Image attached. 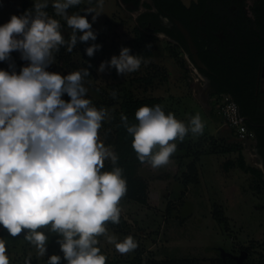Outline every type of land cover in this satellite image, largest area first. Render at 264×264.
<instances>
[{"label":"clouds","instance_id":"clouds-1","mask_svg":"<svg viewBox=\"0 0 264 264\" xmlns=\"http://www.w3.org/2000/svg\"><path fill=\"white\" fill-rule=\"evenodd\" d=\"M82 2L54 0L52 5L72 30L67 40L60 21L44 11L47 0L0 26V61L10 60V53L18 51L21 60L29 62L19 74L0 70V225L11 237L23 232L40 257L48 241L40 229L47 228L61 237L57 243L67 264H106L107 257L97 246L99 237H105L121 255L138 247L132 236L118 241L106 227L109 222L120 223L119 205L127 193L123 169L116 166L119 158L99 135L112 115L85 98L90 64L63 76L46 70L56 63L61 48L71 52L78 41L96 40L86 15H68L69 8ZM84 12L92 14L93 22L101 15L93 8ZM100 48L92 43L85 54L93 57ZM130 51L122 47L118 56L102 61L97 71L115 68L117 75L124 76L149 62ZM64 94L68 101L62 99ZM110 95L115 99L117 92ZM135 119L137 123L129 124L126 115L120 116L138 160L153 169L170 162L176 141L183 142L189 133L202 135L205 127L199 114L185 124L159 105L138 108ZM106 160L113 165L111 171H102ZM60 261V256L52 255L47 264ZM0 264H10L5 239H0ZM25 264H31L30 257Z\"/></svg>","mask_w":264,"mask_h":264},{"label":"rangeland","instance_id":"rangeland-1","mask_svg":"<svg viewBox=\"0 0 264 264\" xmlns=\"http://www.w3.org/2000/svg\"><path fill=\"white\" fill-rule=\"evenodd\" d=\"M243 1V9L250 16L253 0ZM39 2L44 0H0V26L11 16L23 15ZM53 3L54 0H47L48 7L44 11L60 21L62 35L67 40L72 30L62 17L55 14ZM100 3L101 0H83L68 9L69 16L75 13L86 15L97 38L87 43L78 41L71 52L61 48L56 54V63L46 70L63 76L90 64V77L85 79L87 95L93 97L99 108L108 109L111 115L130 94L154 95L162 98L165 108L178 120L187 124L192 116L199 114L205 125L202 135L189 133L185 137L189 151L185 147L174 153L183 156L177 171L174 159L158 169L150 165L141 167V174L149 182V202L121 200L120 223L106 225L109 234H115L118 241L132 236L138 247L121 255L105 237H99L97 246L107 257L106 264H219L220 253L231 252L239 256L246 246L251 247L250 264H264V185L239 166V152L233 146V136L216 114V102L206 101L202 82L195 80L196 75L184 50L168 35L150 31L140 23L137 17L144 9L142 5L129 8L120 0H102V7H98ZM86 8L101 13L95 22L92 14H85ZM81 34L77 33L78 36ZM92 43L101 45V48L93 57H88L85 48ZM148 44L154 54L146 58L149 62L141 64L138 71L124 76L117 75L115 68L97 71L102 61L118 56L122 47L129 48L132 55L133 51ZM28 63L21 60L18 51H13L10 60L0 61V70L19 74ZM147 77L149 83L143 80ZM113 90L117 92L115 99L110 95ZM111 126L109 121L103 123L100 139L106 147L114 150L107 142V133L114 129ZM242 152L248 165L260 167L253 155L246 150ZM192 161L195 180L185 183L184 178L190 172L188 164ZM215 206L221 212V221L214 217ZM40 231L48 236L43 257L38 256L36 248L24 240L22 234L18 237H11L9 233L0 235V239L6 240L10 264H25L29 257L31 264H47L52 255L60 256V264H65L57 243L61 237L47 228ZM136 257L142 259L141 262L136 263Z\"/></svg>","mask_w":264,"mask_h":264},{"label":"trees","instance_id":"trees-1","mask_svg":"<svg viewBox=\"0 0 264 264\" xmlns=\"http://www.w3.org/2000/svg\"><path fill=\"white\" fill-rule=\"evenodd\" d=\"M205 1L206 0H198V2H193L191 7H186L180 0H173V3L169 5L163 3V5H166L167 11H169L172 16L180 19L186 25H189L187 23V19L192 16L194 20H196L203 13V10L206 7ZM146 5L149 4L146 3ZM161 8H163V6ZM251 9L252 14L249 17L243 16V20H241L235 28L237 35L230 36L231 39L229 44L233 45V49L231 51H226V53H230L231 57L236 59L234 67H229V69L233 68V72H235L234 78L230 79L232 83L230 89L215 86L217 80L209 69L200 68V70L203 74L210 78V82L216 89V92H228L238 103L246 125L256 134V146L264 158V99H262L255 92L257 67L264 59V0H253ZM189 27H191V24ZM160 29L180 40L185 50L188 51L184 37L176 26H174L173 29L161 26ZM192 33L194 34V40L198 45L200 37L195 33V31L193 32V30ZM198 47L200 48V51H203L204 45H198ZM153 54L152 48H147L146 45H143L138 50L132 52V55H139L144 59L153 56ZM200 55L203 57L202 53H200ZM224 78L228 79L226 78V75H224ZM143 80L147 83L150 82V78L148 77ZM85 98L91 99L93 105L99 108L94 102L92 96L87 95ZM62 99L68 101L70 98L67 94H64ZM155 105H159L165 114L169 113L162 103V98L159 96H134L130 94L120 102L118 111H115L112 115V119L109 121V126L113 125L114 129L112 133H107V142L113 145L114 152L119 158L116 166L123 169V177L127 181V193L122 200L127 202H149V182L148 179H146L140 172L142 166L149 164L141 163L138 160L137 154L132 148L133 138L126 132L121 123L120 116L121 114L126 115L129 124H134L137 123L135 119V112L138 108L142 106L153 107ZM99 135L101 138V131H99ZM176 143L177 150L187 147L189 151L190 147L187 143L185 144V141H176ZM233 146L238 149V163L241 169L255 175L264 185V170L261 167L248 165L245 161L241 146L236 142H234ZM196 153L198 154V152ZM170 159L176 160L177 165L175 170L177 171V167L179 168L182 164V154H173ZM112 167L113 165L111 162H105L102 171H111ZM188 169L191 174L189 172V174L185 176V183L195 180V177L192 175V172L195 169L193 161L188 164ZM214 217L218 221L222 220L221 212L216 206L214 209ZM121 219L122 215L120 214V220ZM107 225L112 226L114 224L109 222ZM6 234H8L7 230L0 225V235ZM21 234L24 235L23 232ZM243 250H245L248 255L241 261H238L233 256L235 254L231 252L226 254L220 253L217 260L219 261V264H250L248 258L251 252V247L246 246ZM134 260L137 263L141 262L142 259L136 257ZM64 263L67 264V261Z\"/></svg>","mask_w":264,"mask_h":264},{"label":"flooded vegetation","instance_id":"flooded-vegetation-1","mask_svg":"<svg viewBox=\"0 0 264 264\" xmlns=\"http://www.w3.org/2000/svg\"><path fill=\"white\" fill-rule=\"evenodd\" d=\"M172 1L173 0H120V3L128 6L129 8H135L138 7L139 5H142L144 9L140 11V13H138L139 15L137 17L140 23H142L143 26H145L150 31L158 32L159 34H162L161 32H163L164 34L174 39L184 50L186 59L190 63V65L191 63H193L199 70L202 76L201 79L202 82L208 84L209 77L202 73V71L200 70L201 67L197 66V64L194 62L189 50L188 51L185 50L180 40L174 38L164 30L160 29L161 26H164L169 29H173L174 26L177 27L174 19H178V18L172 16V14L166 9V5L173 3ZM193 2H198V0L191 1V4L186 7H191ZM243 2H244L243 0H206L205 1L206 7L203 10V13L196 20H194L192 16H190L187 19V23L189 25H186L184 22H182L179 19L190 31L193 41L198 49V55L201 58V60H202V56L200 55V53H202V51H200L198 45H204V47L210 49L211 41L213 40L214 44L212 45H217V43H220L222 48L229 46L230 47L232 46L233 48V45L229 44L231 39L230 36L237 35L235 28L237 27L239 22L243 20V16L249 17L248 11L243 9L245 7V4ZM146 3H148L149 5H146ZM163 3L166 5H163ZM162 6L163 8H161ZM168 22H170L171 25H168ZM190 24L191 27H189ZM192 30L193 32L195 31V33L200 37L198 45L194 40V34L192 33ZM263 66H264L263 63L260 64V72L262 75H263L262 72ZM203 69H208V67ZM261 80H262V76L259 78V81ZM255 92L262 99H264L263 91L261 90L259 91L258 89H256ZM260 159L262 162L261 168L264 170V163H263L264 158L261 154L259 161Z\"/></svg>","mask_w":264,"mask_h":264},{"label":"built area","instance_id":"built-area-1","mask_svg":"<svg viewBox=\"0 0 264 264\" xmlns=\"http://www.w3.org/2000/svg\"><path fill=\"white\" fill-rule=\"evenodd\" d=\"M191 68L196 75L195 80H200L202 82V76L193 63H191ZM213 100L216 102L215 112L220 117L222 123L226 125L231 132L233 142L238 143L242 151L246 150L249 155H253L261 167L262 162L261 159L259 161L260 154L256 146V134L246 125L238 103L228 93H220L218 97H213Z\"/></svg>","mask_w":264,"mask_h":264},{"label":"crops","instance_id":"crops-1","mask_svg":"<svg viewBox=\"0 0 264 264\" xmlns=\"http://www.w3.org/2000/svg\"><path fill=\"white\" fill-rule=\"evenodd\" d=\"M212 44H214L213 40L211 41L210 49L203 47L202 61L206 65V68L208 67L212 75L217 80L215 83V86H219L224 89H230L231 84H232L230 79L234 78L235 72H233L234 71L233 68L229 69V67H234L236 63V59L234 57H231L230 53H226V51H231L233 48L232 46L222 48L220 43H217V45H212ZM262 63L264 65V60L260 64ZM260 64H258L257 72H256L255 90L258 89L259 91L261 90L264 92V66L262 68V72H263V75H261L262 80L259 81L257 78L258 71H260ZM224 75H226V78L228 79H225ZM210 81L211 80L209 78L208 84L202 82V87L205 92L206 101L211 103L213 100V97L215 96L218 97L220 93H228V92H216V89L212 86Z\"/></svg>","mask_w":264,"mask_h":264},{"label":"water","instance_id":"water-1","mask_svg":"<svg viewBox=\"0 0 264 264\" xmlns=\"http://www.w3.org/2000/svg\"><path fill=\"white\" fill-rule=\"evenodd\" d=\"M181 1L185 6H189L191 4V1H193V0H181ZM174 21H175L178 29L181 31L182 35L184 36V38L186 40L188 50L191 53L194 62L197 64V66H199L201 68H206V65L202 62L201 58L198 55V49H197V47L193 41V38H192L188 28H186V26L179 19H174ZM260 75H262V74L260 71H258V77H257L258 80L260 78ZM223 254H226V253L224 252ZM245 254H246V251L242 250L240 252L239 256H236V255L235 256L233 255V256L238 261H241L244 258Z\"/></svg>","mask_w":264,"mask_h":264}]
</instances>
